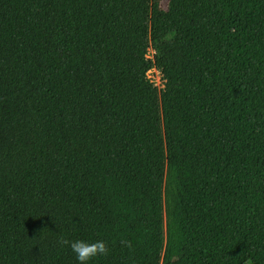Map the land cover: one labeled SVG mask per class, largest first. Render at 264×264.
I'll use <instances>...</instances> for the list:
<instances>
[{
	"label": "trees",
	"instance_id": "1",
	"mask_svg": "<svg viewBox=\"0 0 264 264\" xmlns=\"http://www.w3.org/2000/svg\"><path fill=\"white\" fill-rule=\"evenodd\" d=\"M62 239L264 264V0H0V264Z\"/></svg>",
	"mask_w": 264,
	"mask_h": 264
},
{
	"label": "clouds",
	"instance_id": "2",
	"mask_svg": "<svg viewBox=\"0 0 264 264\" xmlns=\"http://www.w3.org/2000/svg\"><path fill=\"white\" fill-rule=\"evenodd\" d=\"M62 245H68L72 252L74 253L78 264H88V261L96 256H107L109 253V248L107 244L102 241H96L93 243H86L84 241H68L62 239L59 241ZM122 243L127 244L128 242L122 241Z\"/></svg>",
	"mask_w": 264,
	"mask_h": 264
},
{
	"label": "rangeland",
	"instance_id": "3",
	"mask_svg": "<svg viewBox=\"0 0 264 264\" xmlns=\"http://www.w3.org/2000/svg\"><path fill=\"white\" fill-rule=\"evenodd\" d=\"M158 1H159V4H160V7L162 9H166L168 0H158ZM152 53L153 52L151 50H149V54L148 55H149L150 58H152ZM147 76L158 89L162 88L163 83H162L161 75H160V73L157 70H155V69L150 70L147 73Z\"/></svg>",
	"mask_w": 264,
	"mask_h": 264
}]
</instances>
